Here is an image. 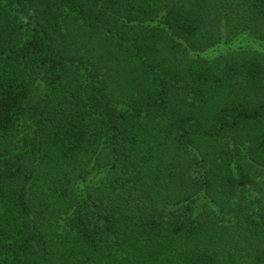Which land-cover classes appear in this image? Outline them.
I'll return each mask as SVG.
<instances>
[{
	"label": "trees",
	"instance_id": "trees-1",
	"mask_svg": "<svg viewBox=\"0 0 264 264\" xmlns=\"http://www.w3.org/2000/svg\"><path fill=\"white\" fill-rule=\"evenodd\" d=\"M260 46L264 0H0V264H264Z\"/></svg>",
	"mask_w": 264,
	"mask_h": 264
},
{
	"label": "rangeland",
	"instance_id": "rangeland-1",
	"mask_svg": "<svg viewBox=\"0 0 264 264\" xmlns=\"http://www.w3.org/2000/svg\"><path fill=\"white\" fill-rule=\"evenodd\" d=\"M248 41L252 39L248 38V36H246L245 34H240L239 36H237L233 41L231 42H226V43H222L219 47H217L214 51L209 52L208 56H215L216 54H221L223 52H226L230 47H238V42L239 41ZM264 46H260V48H262Z\"/></svg>",
	"mask_w": 264,
	"mask_h": 264
}]
</instances>
